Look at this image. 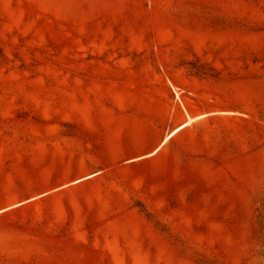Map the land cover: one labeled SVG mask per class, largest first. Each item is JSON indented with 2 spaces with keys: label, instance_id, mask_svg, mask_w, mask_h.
Instances as JSON below:
<instances>
[{
  "label": "rangeland",
  "instance_id": "rangeland-1",
  "mask_svg": "<svg viewBox=\"0 0 264 264\" xmlns=\"http://www.w3.org/2000/svg\"><path fill=\"white\" fill-rule=\"evenodd\" d=\"M0 264H264V0H0Z\"/></svg>",
  "mask_w": 264,
  "mask_h": 264
},
{
  "label": "bare ground",
  "instance_id": "bare-ground-1",
  "mask_svg": "<svg viewBox=\"0 0 264 264\" xmlns=\"http://www.w3.org/2000/svg\"><path fill=\"white\" fill-rule=\"evenodd\" d=\"M204 115H200V116H196L193 118H189L187 121H185L183 124H181L180 126H178L176 129H174L166 138L164 141H166L167 139H169L170 137H172L176 132L180 131L181 129L185 128L186 126H188L189 124H191L192 122L196 121L197 119L203 117Z\"/></svg>",
  "mask_w": 264,
  "mask_h": 264
},
{
  "label": "trees",
  "instance_id": "trees-1",
  "mask_svg": "<svg viewBox=\"0 0 264 264\" xmlns=\"http://www.w3.org/2000/svg\"><path fill=\"white\" fill-rule=\"evenodd\" d=\"M191 124H192V123H191ZM170 139H171V138H170ZM170 139H169V140H170Z\"/></svg>",
  "mask_w": 264,
  "mask_h": 264
}]
</instances>
